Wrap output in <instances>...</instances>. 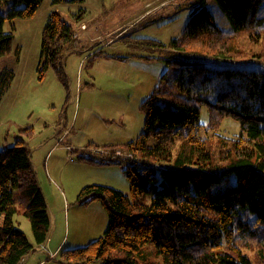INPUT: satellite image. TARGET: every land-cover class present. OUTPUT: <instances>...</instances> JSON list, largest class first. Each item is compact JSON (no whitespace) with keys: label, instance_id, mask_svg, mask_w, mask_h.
I'll use <instances>...</instances> for the list:
<instances>
[{"label":"trees","instance_id":"trees-1","mask_svg":"<svg viewBox=\"0 0 264 264\" xmlns=\"http://www.w3.org/2000/svg\"><path fill=\"white\" fill-rule=\"evenodd\" d=\"M219 1L232 30L219 26L206 0H195L179 36L168 44L146 39L161 48L160 58L177 71L174 76L163 74L142 101L146 121L140 135L105 145L144 160L118 155V149L110 158L94 159L86 150L92 143L81 150L96 163L125 164L131 190L127 194L100 184L82 189L78 202L100 200L108 225L86 246L62 250L61 264H264V68L188 59L209 54L233 61L255 59L264 66V0ZM43 2L0 0V60L13 51L14 21L34 17ZM75 41L74 26L51 10L42 30L39 79L52 69L69 90L65 59ZM15 77L12 66L0 64V104ZM204 105L212 132L206 136L200 123ZM227 117L241 125L235 137L218 133ZM19 131L12 144L0 147V264H21L34 248L16 216L30 221L37 245L46 242L51 229L27 143L34 129ZM94 147L93 152L104 153L99 145Z\"/></svg>","mask_w":264,"mask_h":264},{"label":"rangeland","instance_id":"rangeland-1","mask_svg":"<svg viewBox=\"0 0 264 264\" xmlns=\"http://www.w3.org/2000/svg\"><path fill=\"white\" fill-rule=\"evenodd\" d=\"M194 1L85 0L54 4L53 0H44L34 17L14 21L13 51L0 60L1 65L12 66L16 71L14 83L0 104V147L12 144L21 127H33L27 143L52 219L50 238L42 248L35 242L30 221L23 215L15 217L34 246L21 264H61L60 261L65 262L62 250L86 246L103 235L108 212L100 200L80 204L82 189L100 184L129 194L131 181L124 172L125 164L96 163L80 154L81 150L92 143L86 150L94 159L110 158L118 148L105 145L130 141L144 130L142 101L163 74L174 76L177 71L176 66L160 58L161 48L145 41L154 39L168 44L179 36L190 18L188 6ZM206 1L219 26L232 30L222 3ZM53 9L75 29L76 41L65 59L68 91L54 70L50 69L42 80L37 71L42 30ZM263 12L264 3L260 9ZM10 27L7 24V29ZM17 48L19 55L15 53ZM188 59L224 67L264 68L255 59L233 61L209 54ZM200 123L203 136L212 133L206 105L202 107ZM240 132V123L231 117L223 120L218 131L228 137ZM98 145L104 153L93 152ZM250 253L253 255L254 251Z\"/></svg>","mask_w":264,"mask_h":264},{"label":"built area","instance_id":"built-area-1","mask_svg":"<svg viewBox=\"0 0 264 264\" xmlns=\"http://www.w3.org/2000/svg\"><path fill=\"white\" fill-rule=\"evenodd\" d=\"M54 147H56V145H55ZM116 154H118V155H127V153L122 152L120 149H118V150L116 151ZM127 156L131 157V154H128Z\"/></svg>","mask_w":264,"mask_h":264},{"label":"crops","instance_id":"crops-1","mask_svg":"<svg viewBox=\"0 0 264 264\" xmlns=\"http://www.w3.org/2000/svg\"><path fill=\"white\" fill-rule=\"evenodd\" d=\"M51 222H52V219H51ZM48 238H50V237H48ZM48 240H49V239H48ZM48 240H47V241H48ZM47 243H48V242H47ZM47 243L45 242L44 244H42V245H41V246H42V248H43V247H46V244H47ZM39 249H40V248H39ZM40 250H41V249H40ZM57 250H58V249H57ZM57 250H56V251H57ZM27 258H28V256H27V257H25V259H24V260H27Z\"/></svg>","mask_w":264,"mask_h":264}]
</instances>
